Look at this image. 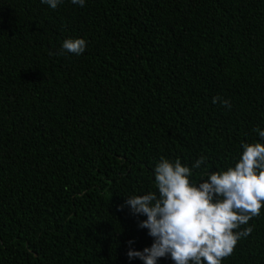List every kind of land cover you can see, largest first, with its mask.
I'll return each instance as SVG.
<instances>
[{"label": "trees", "instance_id": "obj_1", "mask_svg": "<svg viewBox=\"0 0 264 264\" xmlns=\"http://www.w3.org/2000/svg\"><path fill=\"white\" fill-rule=\"evenodd\" d=\"M254 129L264 0H0V264H143L146 216L118 206L161 157L193 183L234 167ZM246 227L221 264H264V207Z\"/></svg>", "mask_w": 264, "mask_h": 264}, {"label": "clouds", "instance_id": "obj_2", "mask_svg": "<svg viewBox=\"0 0 264 264\" xmlns=\"http://www.w3.org/2000/svg\"><path fill=\"white\" fill-rule=\"evenodd\" d=\"M83 7L85 0H71ZM56 9L62 0H41ZM83 38L65 39L56 55L65 52L80 55L85 51ZM53 53H50V55ZM230 108V102L213 98ZM261 139L264 130L254 129ZM205 164L201 156L192 165L199 169ZM192 170L179 158L170 161L161 157L154 167L156 191L127 196L123 206L134 215H144L140 228L147 229L153 238L142 251L129 249L131 260L139 258L143 264H157L170 258L173 264H221L229 257L251 227L241 229L264 207V144H244L234 167L224 171H207L198 183L190 180ZM129 244L132 241H128Z\"/></svg>", "mask_w": 264, "mask_h": 264}]
</instances>
